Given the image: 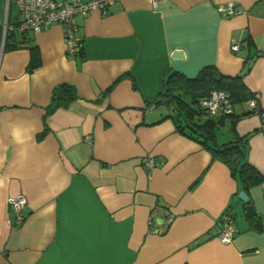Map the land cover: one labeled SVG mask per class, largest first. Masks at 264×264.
<instances>
[{"label":"crops","instance_id":"1","mask_svg":"<svg viewBox=\"0 0 264 264\" xmlns=\"http://www.w3.org/2000/svg\"><path fill=\"white\" fill-rule=\"evenodd\" d=\"M5 15L15 28L0 43V264H264V182L246 193L255 226L229 167L153 105L170 72L243 74L258 111L235 105L237 120L215 136L248 135L247 159L264 175V0H116L76 17L77 55L60 23L21 32L17 7L0 0V24ZM62 83L76 97L49 111ZM19 193L14 224L8 198ZM226 210L229 243L215 236Z\"/></svg>","mask_w":264,"mask_h":264},{"label":"trees","instance_id":"2","mask_svg":"<svg viewBox=\"0 0 264 264\" xmlns=\"http://www.w3.org/2000/svg\"><path fill=\"white\" fill-rule=\"evenodd\" d=\"M30 50L29 68H32L39 61L36 47L33 46ZM242 75H224L215 65L203 66L193 77L179 71L170 72L165 77L164 87L153 105L162 106L168 111L166 117L173 120L177 132L199 143L209 151L213 159L225 163L231 175L239 182L242 191L247 193L249 188L264 182V175L247 159L248 135H235L232 140L224 143H218L215 136L220 126L237 120L234 106L249 101L253 96L243 83ZM214 90L225 91L231 104L230 113L211 115L202 103ZM75 97L74 88L62 83L53 89L48 110L57 107L58 100H70ZM254 111H258L256 107H250L249 112ZM245 203H250L248 198ZM249 221L255 226L258 225V218L254 213L249 217Z\"/></svg>","mask_w":264,"mask_h":264},{"label":"built area","instance_id":"3","mask_svg":"<svg viewBox=\"0 0 264 264\" xmlns=\"http://www.w3.org/2000/svg\"><path fill=\"white\" fill-rule=\"evenodd\" d=\"M116 0H6V12L11 4H14L21 14V19L16 28L21 32H38L52 25L60 23L63 29L65 52L68 55H77L81 51V38L77 34L76 17L84 16L93 9H99L102 14L107 13L108 7ZM156 7L157 0H150ZM220 9H227V14L236 13L231 4L221 5ZM15 26L7 22V15L0 24V43L3 44L8 31L14 30ZM231 48L238 49V44L233 43ZM258 94L253 93L248 103L251 108L256 107ZM211 115H222L232 111L228 96L223 90H214L202 101ZM142 163L151 170L157 165L152 156H144ZM8 203L14 212V224L24 220L23 207L27 203L24 193L9 197ZM170 220V219H169ZM221 227L215 235L221 242L229 243L233 239L237 229L234 217L225 211L219 219Z\"/></svg>","mask_w":264,"mask_h":264},{"label":"water","instance_id":"4","mask_svg":"<svg viewBox=\"0 0 264 264\" xmlns=\"http://www.w3.org/2000/svg\"><path fill=\"white\" fill-rule=\"evenodd\" d=\"M172 58H183L184 57V51L182 49H174L171 52ZM239 198L243 201L247 200V194L244 191H240L238 194ZM252 214V207L250 204L246 206V215L250 216Z\"/></svg>","mask_w":264,"mask_h":264}]
</instances>
